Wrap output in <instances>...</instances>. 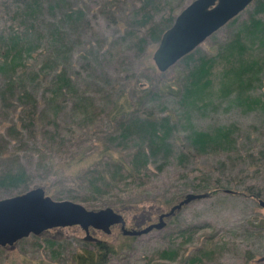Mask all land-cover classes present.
<instances>
[{"label": "rangeland", "instance_id": "obj_1", "mask_svg": "<svg viewBox=\"0 0 264 264\" xmlns=\"http://www.w3.org/2000/svg\"><path fill=\"white\" fill-rule=\"evenodd\" d=\"M191 1L40 0L27 27L36 45L22 75L0 74V176L20 169L25 174L24 184L0 186V199L40 183L53 200L109 207L126 229L139 230L185 194L210 192L163 218L162 228L132 238L118 224L109 233L89 228L90 241L115 249L104 264H264V209L239 193L250 186L264 200V111L236 104L234 89L218 93L224 64L217 54L233 28L226 23L191 52L197 51L195 64L199 57L215 58L202 99L179 103L193 65L179 60L163 73L153 65L157 44L149 29L163 27ZM21 6L0 0V36L24 33L16 16ZM252 8L250 3L240 12L236 24ZM71 12L78 17L67 19ZM258 17L264 22V14ZM249 54L264 64V44L252 45ZM61 75L66 88L54 91ZM258 78L260 86L245 95L264 94V69ZM122 108L125 115L115 114ZM136 117L167 121V154L150 152L147 137L136 131L120 138ZM215 128L229 129L233 143L203 151L189 144V131ZM140 154L147 157L143 164L135 162ZM84 236L77 225L28 235L0 247V264H73L71 254L90 248ZM170 250L174 258L161 256Z\"/></svg>", "mask_w": 264, "mask_h": 264}, {"label": "trees", "instance_id": "obj_2", "mask_svg": "<svg viewBox=\"0 0 264 264\" xmlns=\"http://www.w3.org/2000/svg\"><path fill=\"white\" fill-rule=\"evenodd\" d=\"M13 1L15 4H22L20 9L17 8L19 12L16 13V16L19 17L20 23L24 25V33L0 36V51H2L0 54V74L7 75L8 77L12 75H22L21 68L25 62V58L32 53L36 45V42H30L27 33L31 32V29L29 30L27 27L33 25V19L37 15V10L40 8L41 4L40 0ZM251 3L253 8L249 12L246 20L242 21L240 24H236L237 17H235L227 24L228 27L233 28V36L217 54V58H220L224 64L223 73L220 75L223 83L221 82L218 93L219 96L221 95V97H223L230 94V90L234 89L236 94H234L233 101L236 104H240L244 109H254L255 106H260L264 111V94L252 97L245 95V93L247 94V89L256 87L255 83L260 86L261 82L258 75H260L264 69V64L259 59L249 54L252 45L263 46L264 44V22L258 17L264 14V0H253ZM77 14L79 15V12H71V15H67L66 18L70 19L72 16L77 18ZM173 19L174 18L171 17L168 18L163 27L154 25L149 29L148 37L154 44H158L162 33L170 27ZM28 22H30V24H27ZM145 22H147V17L143 20V23ZM51 34L53 36L57 35V28H53ZM195 53H197V51L193 53L190 52L180 59L186 66L193 65L191 69L187 71L185 85L180 95L179 103L182 105L190 104L191 102L204 98L207 92L206 89L211 84V79L209 77L215 63V58L199 57L195 64L193 58ZM17 80H21L23 83V79L20 77ZM65 81L66 78L63 75L59 76V87L54 91H63V88H66L63 86L66 83ZM16 85H18L17 82ZM115 114L123 116L126 114V109H119ZM170 129L171 127L167 124V121L156 124L145 119L140 120L136 117L122 129L120 138L125 139L129 132L136 131L142 136L147 137L150 152L162 151L161 153L164 155L169 151L166 138ZM230 137L231 133L229 129L222 130L219 128L213 129L212 132L192 130L189 131L187 135L189 144L200 151L206 150L209 147H227L233 143ZM146 160V155L140 154L139 157H136L135 162L143 164ZM24 175L22 169L14 172L8 170L0 176V186L12 187L22 183L24 184ZM38 185L41 184L37 183L36 186ZM207 190V188L203 190L206 195L210 193ZM23 192H25V190ZM23 192L21 191L18 194ZM239 193L256 200L260 199L259 196L261 194L259 190H254L250 186L241 189ZM127 238H132V236H127ZM86 241H88L90 248L80 249L78 252L71 254L73 264H104L115 252L113 245L105 241ZM50 244L52 243L50 242ZM173 254L174 251L170 250L164 251L161 256L165 259H171L174 258ZM191 261L193 262L194 259H191Z\"/></svg>", "mask_w": 264, "mask_h": 264}, {"label": "water", "instance_id": "obj_3", "mask_svg": "<svg viewBox=\"0 0 264 264\" xmlns=\"http://www.w3.org/2000/svg\"><path fill=\"white\" fill-rule=\"evenodd\" d=\"M253 0H193L173 19L152 55L153 65L160 73L165 72L182 57L192 52L206 38L242 12ZM230 192V190H225ZM205 193H188L178 203L158 215L155 223L134 230L126 229L123 218L109 207L98 210L86 209L70 200H53L39 186L23 193L0 199V246L12 245L17 240L55 228L77 225L84 232V240L93 239L88 229L109 233L118 224L122 235L135 236L164 226L168 217L190 200L203 198ZM264 209V200L257 199Z\"/></svg>", "mask_w": 264, "mask_h": 264}]
</instances>
